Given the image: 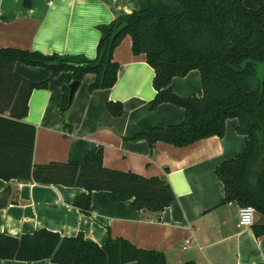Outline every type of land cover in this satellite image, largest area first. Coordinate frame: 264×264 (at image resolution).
I'll list each match as a JSON object with an SVG mask.
<instances>
[{"label": "crops", "instance_id": "crops-1", "mask_svg": "<svg viewBox=\"0 0 264 264\" xmlns=\"http://www.w3.org/2000/svg\"><path fill=\"white\" fill-rule=\"evenodd\" d=\"M146 7L145 0H33L30 8L23 0H0V49L94 60L101 35L98 28ZM114 59L120 66L115 86L89 93L96 77L86 75L80 85L84 91L75 94L65 117L60 105L64 86L72 83L70 72L32 93L23 121L36 128L33 162L82 165L88 151L102 147L108 169L146 178L165 176L175 202L160 214H150L135 210L131 201L116 202L110 192H94L90 215H85L73 206L83 189L0 180V194L11 187L8 205L0 210V233L19 237L45 228L65 237L82 233L103 245L110 231L113 238L139 249L163 253L167 264H264V235L255 233V225L238 228L240 206L223 204V184L215 174L217 166L246 149L248 138L238 134V120L227 121L223 138L214 136L183 148L160 142L153 153L147 141L131 138L149 127L181 123L184 110L169 103L151 109L155 72L145 55L133 54L129 36L115 50ZM15 71L33 82L51 75L20 62ZM171 89L181 97H202L200 72L173 79ZM109 102L122 103L123 115L112 116ZM64 120L73 127L72 133L64 130ZM0 264L53 263L0 260Z\"/></svg>", "mask_w": 264, "mask_h": 264}, {"label": "trees", "instance_id": "trees-1", "mask_svg": "<svg viewBox=\"0 0 264 264\" xmlns=\"http://www.w3.org/2000/svg\"><path fill=\"white\" fill-rule=\"evenodd\" d=\"M147 7L102 25L94 60L84 56L43 55L13 48L0 49V180L80 188L85 193L73 206L90 215L94 192H110L116 202L131 201L135 210L160 214L176 195L165 176L146 178L104 166V149L88 151L85 163L52 162L35 165L36 128L23 120L35 90L46 89L63 72L71 81L95 75L89 93L107 90L118 80L115 50L129 36L134 55H145L155 72L152 110L169 103L184 110V120L166 127H149L131 140H145L153 153L162 142L176 148L226 134L227 121L238 120L237 132L248 142L243 153L215 169L224 188L223 204L252 206L264 216V0H145ZM30 8L33 0H23ZM20 62L50 72L43 82L30 81L15 71ZM197 70L203 96L181 97L171 89L175 78ZM72 105V104H71ZM69 85L63 88L60 110L65 117ZM120 117L124 105L107 104ZM64 130L73 127L63 121ZM168 172V170H166ZM1 210V208H0ZM264 235V225L255 226ZM0 260L53 264H167L163 253L139 249L125 239L108 236L103 245L80 233L65 237L45 228L19 237L0 233ZM191 264V263H188Z\"/></svg>", "mask_w": 264, "mask_h": 264}, {"label": "water", "instance_id": "water-1", "mask_svg": "<svg viewBox=\"0 0 264 264\" xmlns=\"http://www.w3.org/2000/svg\"><path fill=\"white\" fill-rule=\"evenodd\" d=\"M80 85H81V82H79V81H73L72 83L69 84V105H71L73 103L75 94H76L77 90L79 89ZM10 194H11V187L8 186L0 194V208L7 207ZM254 225L255 226L264 225V216L259 214V213H256Z\"/></svg>", "mask_w": 264, "mask_h": 264}, {"label": "built area", "instance_id": "built-area-1", "mask_svg": "<svg viewBox=\"0 0 264 264\" xmlns=\"http://www.w3.org/2000/svg\"><path fill=\"white\" fill-rule=\"evenodd\" d=\"M256 213V209L252 206L240 207L238 228L243 229L252 227L254 225ZM189 243V239L185 241L183 246L184 250L188 248Z\"/></svg>", "mask_w": 264, "mask_h": 264}, {"label": "rangeland", "instance_id": "rangeland-1", "mask_svg": "<svg viewBox=\"0 0 264 264\" xmlns=\"http://www.w3.org/2000/svg\"><path fill=\"white\" fill-rule=\"evenodd\" d=\"M81 86H83V82H82V85ZM85 87V86H84ZM84 87H79V89L77 90V94H80L81 93V91H84ZM76 99V98H75ZM75 100H73V102H74ZM73 106V103H72V105H71V107ZM70 110V109H69Z\"/></svg>", "mask_w": 264, "mask_h": 264}]
</instances>
